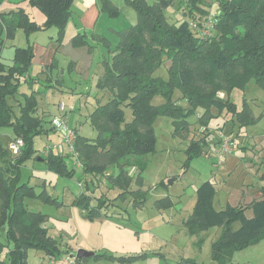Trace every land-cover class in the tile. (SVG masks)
<instances>
[{"label":"trees","instance_id":"trees-1","mask_svg":"<svg viewBox=\"0 0 264 264\" xmlns=\"http://www.w3.org/2000/svg\"><path fill=\"white\" fill-rule=\"evenodd\" d=\"M27 1L44 14V22L36 23L22 9L0 12V30L5 31V38L12 39L16 28H21L28 36L54 27V40L58 46L62 45L72 0ZM124 1L135 10L137 22L115 31L116 44L111 47L107 36L91 34L92 40L100 42L106 50L102 73L95 79V89L103 95L96 97V104L85 116L86 122L95 130V136L84 135L78 127L70 126L65 119L67 112L53 117L51 112L42 110L38 97L39 86L44 81L30 74L32 44L15 47L11 63L0 60V231L9 247V264H26L30 248L41 250L45 255L56 256L60 251L58 241L48 233V215L30 210L25 203L26 198H33L51 205L62 204L46 188L36 192L34 185L22 181L20 168L29 158L44 162L48 169L67 178L74 176V166L79 164L85 176H100L107 181V186L118 188L119 192L110 198L104 193L100 196L95 192L90 194L91 181L87 183L85 177L87 190L76 195L72 203L81 209L83 217L93 220L122 213V206L117 201L118 198L124 201L127 193L132 196L134 208L140 207L145 200L148 191L142 190V173L146 155L155 150L152 123L158 115L169 117L174 133L189 139L192 124L188 117L198 107L204 110L199 118L205 129L212 117V109L235 115L239 125L257 119L249 111L246 101L237 111L228 97L231 90L240 89L250 81L264 89V0H217L218 7L214 11L211 5V11L205 9L207 0H187L183 3H187L183 18L176 21H170L166 16V8L174 0ZM100 10L109 17L119 14L112 0H100ZM70 42L74 47L87 45L89 50L94 48L84 32L76 33ZM167 61V77L156 76L154 72ZM71 65L72 61L68 67ZM54 66L56 63L52 61L50 70ZM45 79L49 83L53 81L48 74ZM22 86L26 90H21ZM47 87L61 90L52 83L45 84ZM71 90L72 94L84 92ZM175 90L181 95L174 97ZM218 92H225L227 96L220 97ZM158 95L163 97V102L153 104V98ZM59 104L63 109L62 101ZM124 108L131 111L129 121H124ZM74 109L72 106L70 111ZM56 119L66 121V130L73 133L71 141H65V134L54 125ZM5 127H9L13 135L8 146L1 141V131ZM51 130L56 131L60 140L57 144L46 145L43 153L36 155L34 138ZM19 138L22 145L14 153L9 145ZM218 143L219 137L214 147ZM190 144L187 154L194 158L204 152L207 137L201 140L194 137ZM67 156H72L73 164H68ZM133 167L135 170L130 172ZM259 179L264 181V170ZM133 180L137 183L135 189H131ZM164 183L160 181V184ZM215 190L210 179L195 189L196 201L185 225L191 233L212 226L221 227L220 235L212 242L211 256L218 264H225L235 251L264 238V185L260 187V198L245 205L226 204L220 209L212 205ZM167 202V206L173 205V202ZM246 209L252 210L250 217L245 214ZM235 223H238L236 228ZM3 245L0 241V248ZM93 256L128 264L145 257L146 253L126 256L94 253ZM178 264L205 263L185 258Z\"/></svg>","mask_w":264,"mask_h":264},{"label":"rangeland","instance_id":"rangeland-1","mask_svg":"<svg viewBox=\"0 0 264 264\" xmlns=\"http://www.w3.org/2000/svg\"><path fill=\"white\" fill-rule=\"evenodd\" d=\"M207 1L208 4H205V9H210L211 11L212 7V11L217 10V0ZM184 2H187V0H174L173 4L166 8V16L170 21L181 20L183 18V9L185 8V5H187V3L183 4ZM31 8H33L35 13L43 16L38 9L35 7ZM121 20L122 19L119 21ZM134 21L135 20H133V22ZM48 35H50V31L49 33H43V43L50 40ZM23 38L24 35L22 33V35L14 40L13 43L17 46L23 47L26 45V43L22 41ZM10 41L11 40L7 41L0 58L7 64L11 63L13 54V46ZM57 57L60 60V63L57 71L55 70L52 72L53 80L57 78V75L61 74L60 70L62 67L65 70L69 63V59H71L70 57H66L64 52L57 54ZM64 60L66 61L63 62ZM168 65L169 61L158 68L154 74L166 78ZM74 73H65L64 77L67 79L73 74L71 77V80L73 81L75 79ZM45 76L46 74H44V76H39V79L44 81L45 84H50L45 81ZM48 76L50 77L51 75L48 74ZM95 79L81 78L85 83L84 87H82V89H84L82 91L84 92L78 94H72L71 89L59 90L57 87L51 89H49L50 87H47L44 91L41 90L38 102L40 105H46L48 109L53 112V117L58 116L63 112H67L65 119L70 126L75 125L84 135L95 136V130L92 129L89 122H86L85 120V116L88 115L89 111L92 110L96 104V97L102 98L101 96L103 95V92H98V90L95 89ZM72 81L70 82L73 86ZM21 90L26 89L22 86ZM77 90H80V88ZM261 92L264 93V91L258 88L254 82L250 81L240 89L234 88L230 93V99L237 104L238 108H240L244 97L245 99L250 100ZM179 95H181L180 91L175 90L174 97ZM61 101L64 105L63 109H60L59 107ZM102 101H104V99ZM161 102H163V97L161 95L156 96L152 100L153 104H159ZM72 106L75 109L70 111ZM255 107L258 106L252 104V108ZM256 109H258V112L262 111L264 114V104ZM201 112L202 109L199 108L188 117V121L194 126L192 127L191 125V128L189 129L190 139L186 136L174 133L173 125L171 123L172 120L169 117L158 115L154 118L152 125L156 137V146L153 152L146 155L144 161L145 170L142 173V190L147 189L148 194L138 209H135L131 204V201L133 200L129 193L125 195L124 201L121 200L122 198H118V202L122 205V214H112L109 217H100L94 220H89L84 218L81 209L72 203L73 198L76 195H79L82 191L86 192L87 188L86 184H84L85 177L87 183H90L91 181V188L88 192L90 194H94V192L95 195L104 193L110 198L119 192L118 188L107 186V181H104L105 179H102L100 176H93L91 174L85 176L82 168L74 166V176L72 178H67L48 169L44 162L36 161L33 158H29L21 165L20 171L22 181H28L30 184L34 185L36 192L44 187L47 191L54 196H57L58 199L62 201V204L57 206L44 203L38 199H25V203L30 210L41 211L48 215V222L51 225L49 228V234L58 241L59 250L62 252L56 254L58 264H60L63 256L74 255L79 248L86 249L84 248L87 247L86 245H93V247H98L100 251H105L106 253L117 254L140 252L143 251L141 249L142 246L151 249L156 245V239L154 236L158 231L154 226L158 222L159 217L161 220L167 219L169 214L173 212V215L185 216L188 219L193 209L196 197H191L192 193L190 188H184L182 185V178L184 177L183 173H185V169H193L194 171L201 172L202 177H205V179L211 178L216 187H218L216 188L212 199L213 207L219 204L220 199L218 198L225 195L227 189L230 190L232 187L240 186L243 181L248 184L247 187L249 188H256L257 186H254L256 182L258 183L257 185H259V181L255 178L254 173L256 169L252 170L247 167L244 169L243 166L246 162L248 164L246 157H244L245 150L256 155V159H254L253 162H258L259 167L264 165V161H262L264 159V115H258L254 122L247 123L246 125H239L236 122L232 123V127L234 128L231 129L230 134L236 142L235 147L237 148V145L239 147V153H237L236 158H233L235 161L228 159L225 166L220 167L217 165L218 161L207 155L205 150L211 144V141H216L217 137H219L220 131L227 134V131L231 127V114L224 111L220 116L215 110V113L218 115L209 119L206 126L208 129L206 133L208 134L206 135L199 132V128L202 129V120L199 118ZM131 118L132 115L130 109L124 108V121H129ZM78 122L80 124H78ZM48 124L49 123L46 119V126H48ZM238 130H240V132ZM250 130L253 131L249 132ZM1 132V141L3 145L8 146L11 140L9 136V134H11V129L5 127ZM238 132L239 136H237ZM247 133H249V135H247ZM194 137L199 138L200 140L202 137H207V145L204 147V152L201 155H196L194 158H190L187 154L189 149L188 146L191 145V139ZM59 140V135L56 131L52 130L47 134L36 136L33 141L36 155L40 156L46 145L51 146L57 144ZM242 145L247 148H241ZM64 148L66 151V146H64ZM212 151L214 153V148ZM258 159L261 160V162L257 161ZM66 161L69 165L73 164L72 156H67ZM260 169L263 170L262 168ZM108 171H111V169ZM161 180L165 183L160 184ZM135 185H137V183L133 180L131 189H135ZM216 192L217 196L215 197ZM167 201L173 202V205L171 204L167 206ZM135 218L138 219L135 220ZM148 227L149 230H146ZM234 227H238V223H235ZM174 234H178V232L175 230ZM148 238H152L153 241ZM0 241L4 242V245L0 248V264H9V259L7 257L9 247L5 243L3 231H0ZM177 243L178 242L175 238L168 243L161 242V245H163L162 251L172 253L174 250L170 247ZM202 243L205 246L203 247L205 248L204 250L202 249ZM178 245L183 251L180 252L179 256H189L195 259L203 258L207 261L212 260L210 256V244L205 241L197 243L195 239H192V241L185 240L184 243L181 242ZM248 252L249 250L247 249L242 251L239 255V259L235 260V262L237 264H246L245 259L247 257H245L244 254H247ZM261 258L263 259L262 254L259 253L258 256L255 255L253 260ZM47 259L48 257L43 251L30 248L26 255V264H46ZM104 262L105 264L107 263L106 261L101 260V264Z\"/></svg>","mask_w":264,"mask_h":264},{"label":"crops","instance_id":"crops-1","mask_svg":"<svg viewBox=\"0 0 264 264\" xmlns=\"http://www.w3.org/2000/svg\"><path fill=\"white\" fill-rule=\"evenodd\" d=\"M147 1L151 2L152 0H147ZM112 2L119 9V14L116 17H109L105 12H102L100 10V0H72L71 16H70L68 22L66 23L63 43L60 46H58L57 42L55 40H53V38L55 39V36H56V29L54 27H50V28H47L44 30L32 32L28 36H26L24 34V32L21 28H16V30L14 31V33H15L14 37L12 39H8V38L6 39L5 38V31L3 32L0 30V39H1V41H0V58H1L2 53H3V48L6 46L8 40H11L10 43H12L13 52H14L15 47H20V46H17L16 44H14L13 41L18 39V37L21 36L23 33L24 38L22 41L25 42L26 45L28 43L32 44L33 58H32V64L30 66V74L32 76L39 78V76H44V74H46V75L50 74L51 78L53 80L52 72L55 70L57 71V69L59 67V63H60V60L58 59L57 54H61L64 52L66 57L71 58V59H69V62L72 61L73 65L68 67V64H69L68 63L65 70L62 67V69L60 70L61 74L57 75V78L54 79L53 81H51V83L56 84L60 89H68V90L73 89L75 92L82 91V87H84L85 83L81 80V78H84V79L93 78V79H95L96 77H98L102 73V70H103L102 60H103V54L105 53L104 52L105 47H103L100 42H96L95 40H92L91 34L95 33V34L107 36L111 40L110 45L112 47L113 45L116 44V42L118 40V37H117L115 31L122 30L123 28L128 27L132 24H135L137 22V15H136L135 10L132 7H130L128 4H126L124 0H112ZM31 7H34V6L30 5L27 0H0V12H14V11H17L19 9H22L28 14V16L31 20H34L38 24H42L45 20L44 14L39 9H38V11H40L43 16L35 13L33 8H31ZM127 11H130V12H127ZM120 19H122V20L119 21ZM133 20H135V21L133 22ZM49 31H50V35H48V36H49L50 40L47 41L46 43H43V33H45V32L49 33ZM78 32H84L87 34V37H88L90 43L94 45V48L92 50H89L87 45L77 46V47L72 46V44L70 42L71 37L74 36ZM45 39L47 40L46 37H45ZM25 46H23V47H25ZM12 56H13V54H12ZM101 57H102V59H101ZM52 61H55L56 67L54 66L50 70V64ZM65 61L66 60H64L63 62H65ZM48 68H49V72H48ZM64 71H66V72H64ZM65 73H69V74L74 73L75 79L73 81L71 80V77L73 74H71V76L66 79L64 77ZM45 78H46V76H45ZM70 81L73 82V86L71 85L72 83ZM42 84L43 85L39 86L40 91L41 90L44 91L45 89H47V88H45L44 82ZM51 88H53V87H50L49 89H51ZM79 88H80V90H77ZM261 90L264 91V89H261ZM231 92H232V90L229 92L228 98H230ZM263 94H264L263 92L258 93L257 95L255 94L256 96L254 98L250 99L251 101L245 99V97H244L243 102H242V106L240 108H238L237 104L234 101H232V100L231 101L236 105L237 111H240L242 109L243 104L246 101L248 103L247 105H248L249 111H251L252 115L256 118L260 114L262 116L264 115L262 113V111H259V112H261V113H259L258 109H256V108H259V106H262V104H264V95ZM218 95H220V97H226L227 96V94L225 92H218ZM252 104H255V106H258V107L252 108ZM40 106H41L42 110L49 112V113L51 112L53 115V112L50 109H48V107L46 105H44V106L40 105ZM199 108H201V107H198L197 109H199ZM201 109H202L201 113H203L204 110H203V108H201ZM223 113H224V110L218 112L219 115L220 114L222 115ZM218 114H216L215 110L212 109V112H211L212 117H215ZM231 121H232L231 127L227 131V133H229V134L231 132V129L234 128V127H232V123L236 122L237 124H239V122L236 120V116L233 114H231ZM73 126H75V125H73ZM199 130H200L199 132H201L202 134H205L206 131H208V129H205V126H203V125H202V129L199 128ZM238 131L240 132V130H238ZM252 131L253 130H250L249 132H252ZM239 132H238L237 136H239ZM1 135H2V132H1ZM247 135H249V133H247ZM9 136L12 140V136H13L12 132H11V134H9ZM230 137L232 138L231 134H230ZM215 142L214 141L210 142L211 143L209 145L210 147L208 146L209 149H208V147L206 148V153L210 157H212L213 159L218 161V163H217L218 166H220V167L225 166L228 159L235 161V159H233V158H236L237 153H239L238 145H237V148H235V150H233L230 153L217 154V153H215V147H214ZM243 147L247 148L244 145H242L241 148H243ZM213 148H214V153L212 151ZM208 152H211V153H208ZM244 155H245L244 157H246V159L248 161V164L246 162L243 167H244V169H245V167L250 168L252 170L256 169L254 173H255V178H257L259 181V185H257L258 183L256 182V184L254 185V186H257L256 188H249V187H247L248 184L245 181H243V182H241L240 186L238 185V186L232 187L230 190L227 189L226 194L222 195L218 198L220 200H219V204L217 206H215L216 209H220V208L224 207L226 204H230V205L243 204V205H245V204L250 203L253 199H258L261 197L260 187L262 185H264V181H261L259 179V175L264 170V165H261V167H259L258 162H253L254 159H256V155H254V153H250L249 151L245 150ZM257 161L261 162V160H259V159ZM262 161H264V159ZM76 167H80L79 164H76ZM260 168H262L263 170H261ZM134 170H135V168L131 169L130 172H132ZM248 172H253V171H248ZM183 175H184V177L182 178L183 179V183H182L183 187L188 188V189L190 188V191L192 193L191 197H196L195 189L204 180H208V179H205V177H202L201 172L194 171L193 169H187L185 171V173H183ZM209 179L212 180L211 178H209ZM214 185H215V183H214ZM215 188H218V187H216V185H215ZM216 196H217V192H216L215 197ZM131 204H132V201H131ZM138 208L139 207H137L135 209H138ZM121 212L123 213V211H121ZM81 213H82V211H81ZM122 213H120V214H122ZM172 213L173 212H171L169 214L167 219L161 220L159 217L158 222L154 226V228H156V230L158 231V233H156L154 236L156 239V245H154L151 249L149 247L142 246L141 249L143 251H140V252L127 253V254H117V253H106L105 251H100L98 247H93V245H86L87 247H84V248H86L85 250L92 251L93 254L90 256L80 258V259H82L80 262H82V264H101V260H103V261L107 262L106 264H123V263H120L119 261H116V260H112V259H108V258H104V257H95L93 255L95 253V254H105V255H114V256H126V255H131V254L146 253L145 257H143L141 259H136L133 262H130L128 264H178V262L180 260L185 259V258L194 259V260H197L199 262H203L205 264H218L217 261H214L212 259L211 249H210V256H211L212 260L207 261L206 259H203V258L202 259H195V258H191L189 256H186V257L185 256H179L180 252H183V251L179 248L178 244L181 242L184 243L185 240L192 241V239H195V241L197 243H200L201 241L207 242L208 244H210V248H211L212 242L220 235L222 228L219 226H212V227H209L208 229H206L205 231L202 230L203 232L200 231L201 233L198 232L200 234L191 233V232H189L187 226L185 225L187 217L179 216V215L176 216V215H173ZM245 214L248 217H250L252 215V210L246 209ZM101 217H103V216H101ZM98 218H100V217H98ZM136 219H138V218H135V220ZM50 226L51 225L49 223V228H50ZM146 230H149V227ZM175 230L178 232V234H174ZM48 233H49V229H48ZM147 234H150V233H147ZM174 238L178 242L176 245L170 247L174 251L172 253L163 252L162 251L163 245H161V242L168 243V242H171V240ZM148 239L153 241L152 238H148ZM148 246H150V245H148ZM203 247H205V246L202 243V249L204 250L205 248H203ZM246 249L249 250V252L247 254H244V256L247 257L245 259L246 264H254V263L255 264H260V263L264 264V238L255 244H252V245L245 247L244 249L235 251L234 254L232 255L231 259L228 262H226L225 264H237L235 262V260L239 259L240 253H242V251H244ZM59 253H62V252L59 251ZM259 253L262 254L263 259L261 258V259L253 260L255 258V255L258 256ZM75 254H74V256H75ZM46 256L48 257V255H46ZM84 258H86V259H84ZM46 264H48L47 261H46ZM103 264H105V262Z\"/></svg>","mask_w":264,"mask_h":264},{"label":"built area","instance_id":"built-area-1","mask_svg":"<svg viewBox=\"0 0 264 264\" xmlns=\"http://www.w3.org/2000/svg\"><path fill=\"white\" fill-rule=\"evenodd\" d=\"M60 107H62V104H60ZM54 125L65 134V141H71V138L73 136V133L71 131L66 130V121L61 119H56L54 121ZM22 145V140L19 138L15 142H11L9 145V148L14 152L17 153L19 150V147ZM235 142L232 140V138L224 134L222 131L219 133V143L215 147V153L217 154H227L235 150ZM48 264H58L56 260L55 255H48ZM60 264H81L80 261L77 260V258L74 255L71 256H63L61 259Z\"/></svg>","mask_w":264,"mask_h":264},{"label":"water","instance_id":"water-1","mask_svg":"<svg viewBox=\"0 0 264 264\" xmlns=\"http://www.w3.org/2000/svg\"><path fill=\"white\" fill-rule=\"evenodd\" d=\"M92 254H93L92 251H88V250L80 248L76 251L75 257L82 258V257L90 256Z\"/></svg>","mask_w":264,"mask_h":264}]
</instances>
